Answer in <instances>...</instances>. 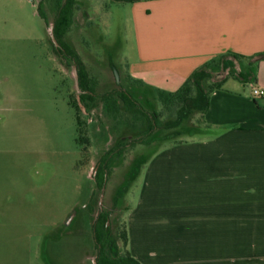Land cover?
<instances>
[{"label":"rangeland","instance_id":"1","mask_svg":"<svg viewBox=\"0 0 264 264\" xmlns=\"http://www.w3.org/2000/svg\"><path fill=\"white\" fill-rule=\"evenodd\" d=\"M38 1L0 0V264H96L99 206L117 207L110 223L117 236L118 226L137 206L149 161L191 137L177 136L180 128L148 134L145 115L125 105L119 113H109L99 99L91 115L80 113L77 64L57 52L50 35L56 1L46 0L41 8ZM129 4L79 0L66 38L96 82L99 96L119 86L130 88L127 67L138 61V53ZM240 63L242 59L229 54L212 59L203 87L229 78L224 88L249 91V85L236 77ZM171 85L157 79L156 91L147 88L142 93L159 127L178 118L173 102L166 104L159 96L174 90ZM76 116L86 121V146L77 141ZM197 126H204V119L196 111L181 123ZM139 138L144 139L137 142ZM120 143L128 147L118 154ZM101 161L98 180L109 170L102 193L94 169Z\"/></svg>","mask_w":264,"mask_h":264},{"label":"crops","instance_id":"2","mask_svg":"<svg viewBox=\"0 0 264 264\" xmlns=\"http://www.w3.org/2000/svg\"><path fill=\"white\" fill-rule=\"evenodd\" d=\"M110 1L132 6L138 61L127 67L130 85L155 90L160 79L176 92L227 54L243 57L237 78L251 73L240 78L249 91L224 88L225 78L211 94L204 126L220 134L149 161L126 217L132 255L141 264H264V97L252 94L264 89V0Z\"/></svg>","mask_w":264,"mask_h":264},{"label":"trees","instance_id":"3","mask_svg":"<svg viewBox=\"0 0 264 264\" xmlns=\"http://www.w3.org/2000/svg\"><path fill=\"white\" fill-rule=\"evenodd\" d=\"M75 0H69V5H67L60 16L56 20L55 35L61 43V37L71 28L72 24V5ZM235 58L242 59L241 55L229 54ZM264 58V57H263ZM206 65L201 69L195 71L178 89L176 92L170 93H160L159 96L164 103H172L177 110L178 118L174 122L167 123L166 126L162 128L172 129L180 128V134H189L190 137H206L211 135H218L221 131H217L208 126H197V127H181V123L184 119L188 118L193 114V112H199L204 116L208 111L210 105V96L214 90L221 87V83H211L207 89L203 87L204 81L210 78V74L206 71ZM87 73L80 69V88L83 90L81 94V100L87 108V100H93L92 93H96L94 89L89 87L87 83ZM249 74H240L239 77L246 80ZM135 84V83H134ZM134 84L130 85L124 92H109L102 96L101 102L107 108L109 113H119L121 106L125 105L127 109L131 112L139 113L147 117V133H151L158 127L159 121L155 115H148L146 111H143L139 106V102L147 103V96L143 95V92L147 91V88L141 90V88L136 87ZM87 85V86H85ZM88 91V92H87ZM137 91V92H136ZM142 106V105H141ZM76 107L83 114L81 107L76 101ZM143 107V106H142ZM77 117L78 122V139L77 141L81 144L88 145L89 139L86 134L87 124L86 121L83 122L79 116ZM152 139V136H151ZM175 144V143H174ZM180 144V143H178ZM117 236H115V244L113 246V252L111 253V230L107 229L105 226V220H100L96 227V240L102 246V251L98 264H141L131 253L129 249V230L127 222L124 225H119L117 229ZM122 243V247L118 243Z\"/></svg>","mask_w":264,"mask_h":264},{"label":"flooded vegetation","instance_id":"4","mask_svg":"<svg viewBox=\"0 0 264 264\" xmlns=\"http://www.w3.org/2000/svg\"><path fill=\"white\" fill-rule=\"evenodd\" d=\"M30 1H32V2L35 3V0H30ZM55 1H56L55 4L57 5V9H56V12H55V18H54L53 25H54V36H55V38H56V40L58 42V45L55 44L54 46H55V49L57 50V52L62 57H64L65 59H68V60L69 59H73L75 61V63L77 64L76 67L79 70L78 71L79 72V83H80V69L83 70V71H85L87 73V75H88L87 76V83L89 84L88 86L91 87L92 89H94L96 93H92L93 98H94L93 100H87V104H88V107L89 108H87L86 105L83 104L85 106V108H86V111H84L80 105L79 106L81 107L82 112L84 114H86V115L89 116V115L92 114V111L95 108L98 107V99L101 102V98H102V96L104 94H101L100 96L98 95L97 90H96V88H98V86L96 85V82L91 77L92 75L90 74V72L88 71V69L84 67L83 62H82L80 56L72 49L71 45L66 40L67 36L69 35V32L71 31L72 26L75 23V15H76V12H77L78 7H79V0H75L74 3H73V5H72V7H71L72 8V18H71L72 24H71V28L63 35V37H61V43L57 39V37L55 35L56 20H57L58 16L61 15V13L63 12L64 8L67 5H69V0H55ZM38 2H39V6L41 8L42 4L43 3H46V0H39ZM39 11H40V15L42 16V18L47 23L48 22V17L41 10H39ZM115 72H116V75L118 73V76H119L118 81L120 82L122 80V77L120 79L119 71L116 70ZM85 86H87V85H85ZM125 90H126L125 87L119 86V87H117V88H115V89H113L111 91H108L107 93H109V92H124ZM82 93H83V90H82ZM81 102H82V100H81ZM101 104L103 105L102 102H101ZM138 104L142 108L143 111H146L148 113V115H155L151 111L152 104H151V102H150L149 99H147V103H143V102L141 103V102H139ZM144 107H147V109L144 108ZM104 108H105V106H104ZM89 119H92V118H89ZM158 128H162V127H159V126L157 127L156 126V129H158ZM143 139L144 138H139L137 140V142H141V141H143ZM126 147H128V143L127 144L124 143V145H123V143L118 144L117 145V148H119L118 149L119 150L118 151V154L122 153ZM99 163H100V165H99ZM99 163H97V165L94 167V169L96 171V174L95 175H96V179L97 180L99 179L98 178V175H99V173H100V171H101V169L103 167V165H102L103 162L101 161ZM95 171H94V173H95ZM104 171H105L104 178H102V180H100V181L98 180V189L101 190V193H102L103 187L105 185V178L106 177H109V170L105 169ZM116 209H117L116 206H112V208L110 210H108V209H106L103 206V204H101V206H99V213H98V215L96 217L95 225H94V231H95V236H96V227H97L98 222L100 220H103V219L105 220V226H106V228L111 230V236L112 237H111V242L109 244L110 247H111V250H112V251H110L111 253L113 252V246L115 244V234H114L113 228L110 226V223H111V216L115 213ZM69 224H71V222ZM95 239H96V237H95ZM118 245H119V243H118ZM96 251L97 252H96V259H95V261H96V264H98V260L100 258L101 251H102V246L97 242V240H96Z\"/></svg>","mask_w":264,"mask_h":264},{"label":"water","instance_id":"5","mask_svg":"<svg viewBox=\"0 0 264 264\" xmlns=\"http://www.w3.org/2000/svg\"><path fill=\"white\" fill-rule=\"evenodd\" d=\"M50 35H51L53 41L55 42V44L58 45V42H57V40H56V38L54 36V25L51 26ZM74 78H75V84H76L77 91L79 93H82V89L80 88V83H79V75H78L76 66L74 67ZM117 79H119L118 73H117ZM77 99H78L79 105L82 107V109L84 111H86L85 106L81 102V95H78ZM95 263H96V261H95Z\"/></svg>","mask_w":264,"mask_h":264},{"label":"built area","instance_id":"6","mask_svg":"<svg viewBox=\"0 0 264 264\" xmlns=\"http://www.w3.org/2000/svg\"><path fill=\"white\" fill-rule=\"evenodd\" d=\"M252 94L254 97H264V89L258 88V87H253Z\"/></svg>","mask_w":264,"mask_h":264}]
</instances>
